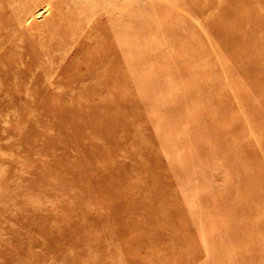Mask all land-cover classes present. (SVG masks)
Returning <instances> with one entry per match:
<instances>
[{
	"label": "rangeland",
	"instance_id": "374dc122",
	"mask_svg": "<svg viewBox=\"0 0 264 264\" xmlns=\"http://www.w3.org/2000/svg\"><path fill=\"white\" fill-rule=\"evenodd\" d=\"M49 2L48 14L38 21L35 30L38 40L28 48L30 51H23L19 61L17 59L18 65L13 58L21 76L14 81L16 77L6 75V82L0 87L3 98L0 100V264H149L144 249L137 254L131 243L143 234L149 233L152 237L157 232L161 242L147 247L165 256V263L209 264L202 250L194 259L189 254V247H204L195 229L175 223L177 230L183 229L184 235H188L183 240L179 236V247H176L163 238V234L172 233L162 220V225L152 220L147 223V230L141 228L139 222L151 215L147 199L151 206L154 192L147 195L135 192L139 186H146L145 181L134 180L136 173L125 182L132 184L128 187L131 191L117 196V191L110 192L103 181L106 170L82 150L81 146L91 140H78L75 135L80 133L84 122L79 114L70 113L81 107L75 101L79 96L87 102L84 106L92 108L100 124L104 118L99 115L97 107L101 105L97 104L105 103V95L114 92L117 96L121 93L124 98L129 97L128 89L110 85L105 90H100L101 86L80 89L72 80L86 70L88 57L102 53L99 43L91 47L95 36L99 42L108 39L106 46L115 50L116 56L110 61L114 63L112 73L116 74L107 75V83L119 82L122 73L127 71L138 72V79L142 81L156 75L167 78L169 74L166 82L161 80L155 86V102L166 105L175 97L183 103V108L173 116L164 112L168 107L152 108L147 113L141 111L145 120L147 116L154 120V123L147 120L144 126V135L149 133L151 142L135 144L134 149L140 148L141 153L127 148L125 155L126 148L120 153L106 149L100 156L107 159L108 166L113 160L115 166L127 169L135 162L127 159L128 152L135 151L139 154L137 166L143 171L139 176L147 170L157 173V177H161L171 161L182 163L181 169L185 167L183 160H187L188 167L192 161L191 168H184L177 189L184 202L183 215L190 218L194 206L207 208L214 203L216 206L232 203L235 194L239 202L250 201L253 198L248 195L249 190L264 195V183L262 190L260 186L249 185L246 193H242V189L233 193V185L237 179L235 171L239 172L241 179L238 180L243 184H248L244 173L250 167L255 166L264 174V0H167L148 2L142 5L143 9L132 0ZM176 3L178 11L172 8ZM151 7L154 14L166 11L168 16L151 20L148 13ZM114 22L119 28L110 25ZM181 22L183 30L176 26ZM171 38L176 39L174 47ZM11 61L0 57L3 66ZM109 106L110 103H106L104 108L120 111L116 106ZM51 116L68 133L67 139L52 137L48 140L53 131ZM183 120L188 124L180 123ZM175 122L180 126L174 125ZM163 123L168 126L161 128ZM149 124L153 130L146 128ZM103 138H108L106 142L112 141L109 135ZM159 138L168 141L165 144L169 146L165 147ZM32 142L36 147L29 150L26 146ZM44 142L48 144L45 153ZM66 142L75 159L74 167L84 175L81 182L85 188L78 186V180L70 183L69 191L61 196L63 203L56 207L41 193L34 208L29 194L36 191L26 185L27 177L40 176L36 177L38 189L48 185L49 179L56 181L60 173H48L45 164L47 161L56 163L61 169L67 164L68 167L73 165L69 155L65 158L60 154L62 158L51 159L53 153L62 152ZM114 179L109 175L110 182ZM112 196L114 200L116 197L115 203L130 206L128 216H122L119 205L117 210H112ZM216 206L211 205L213 209ZM219 210L216 209L215 215ZM154 215L153 212L151 216ZM262 215L252 240L242 243L240 254L235 253L236 258L241 259H234V264H264L259 260H264V213ZM227 217L230 221L238 218ZM216 218L211 217L210 221ZM166 221L171 223V218ZM131 227H135V231L130 230ZM141 229L143 232H137ZM224 260L219 264L229 263L228 258Z\"/></svg>",
	"mask_w": 264,
	"mask_h": 264
},
{
	"label": "bare ground",
	"instance_id": "6f19581e",
	"mask_svg": "<svg viewBox=\"0 0 264 264\" xmlns=\"http://www.w3.org/2000/svg\"><path fill=\"white\" fill-rule=\"evenodd\" d=\"M167 0H132V3L137 5L139 9L145 8V5L148 2H166ZM174 2L177 0H173ZM220 2V1H218ZM49 0H0V57L3 56L5 59H12L10 64H6L3 66L0 64V87L2 84L6 82V75L13 76L15 78L14 81H17L18 75L21 76V70H18L16 67L18 65L17 59L19 61L20 56L24 53L23 51L26 50V52L30 51L28 48L30 46H34L36 43V40H38V37L35 39V33L36 36L38 35V32H35L36 28L38 29V21L40 19L45 18L49 11L50 7ZM173 10H180L177 7V3L173 5ZM149 17L151 20H154L155 18H158L162 16V19H165L168 14L165 11L161 14H154L152 7L149 10ZM48 14V13H47ZM191 16L190 13L188 15ZM176 19H180V17L176 16ZM114 29L119 28L115 22L110 24ZM184 23H176L177 29L180 28V30H183L181 26H183ZM108 25H105L107 27ZM168 26V25H165ZM164 26V27H165ZM172 26V25H171ZM187 27V25H185ZM116 31V30H115ZM174 32V31H173ZM95 36V33H93ZM183 35V34H182ZM177 36V33L175 32V37ZM184 36V35H183ZM95 39V40H94ZM108 39L100 40L98 41L97 37H93L91 47L95 48V45L93 44L99 43L98 45H101L102 53L98 55L95 53L94 56L88 57L90 61H87L86 64V70L84 72H81V74L76 75L74 79L72 80V84H75L80 89H87V88H96L101 86L100 90L108 89V86H113L114 88L122 87L123 89L127 88L130 92L129 97L123 96V94L116 95V92L112 93L111 95L106 94L105 103H98V105H101V108L98 106V112L99 115L104 118L103 122L99 124V122L96 120V117L93 116L95 113L93 112L92 108L90 106H84L83 104H87V102L82 101L84 98L82 96H79L75 100L79 106L81 107L77 109L70 110V113L79 114V116L83 117L84 120L83 125L80 127V133L75 134L77 135L78 140H82L83 138L85 140L89 139L91 142H89L86 145H82V150L89 153V155L92 156V161L99 167H103V169L106 170L105 177H103V181L106 183L107 187L110 189V192H115L116 196L120 194H124L127 191H131L130 183L125 182L130 178L131 175L136 173V179L134 180H140V183L142 181L146 182L144 185L146 186H139L138 189L136 188V191H141L142 193H145L146 195L149 194L150 191L154 192V200L153 198H150L151 201H153L152 205L150 206L148 204L147 199V205L149 206V209L151 211V215L156 213V215L149 216L142 221L139 222V225L144 230H147L148 222H153L152 220L158 222L161 224V220L163 222V225H167L169 231H171V235L163 234V238L165 241L169 242L171 246H178L179 247V241H177L178 237L180 236L183 240L188 235H184L183 229L177 230L175 227V223L179 222L180 224H184L185 227H189L191 230H196L198 234H200L201 238L203 239L202 246L204 247H186L189 249V254L192 256V258L199 257L201 255V250L204 252V257L207 258V261L209 264H219L221 261L225 262L224 259L228 258V264H234V259L236 261H239L241 258H236L235 253L240 254L241 250H239V247H241L243 244H248L250 240H252V235L254 228L259 226L258 222L262 221L264 210L262 211V208L264 206V195L258 194L253 192H248V195H251L253 199L250 201L247 200H241L239 202L237 194L232 195L234 196L231 198L232 203L226 202L224 204H219L221 207L219 210V206H216L217 204L214 203L211 204L212 207L216 206L215 209L211 207V205L207 208H204V206H194L195 209H193V214H191V218L188 215H183L184 211V202L182 196L177 192V189L179 188V185L181 184L180 179L183 174V170L185 167H188L187 160H183V163L185 164V167L181 169L182 163H180L176 157H170L171 161L166 167L165 171L161 173V177H157V173H151L146 170L145 173H143L141 176H139V173H142L143 171H139L138 168V161L137 156H139L138 153H141L140 148L134 149L135 144H141L146 145L151 142V137L149 136V133L145 132L144 135V126L148 123H154L153 118L146 117L147 120L144 119L145 116L141 117L142 112L144 113L149 112L152 108L156 109H164L165 107H168L164 112H166L169 115H174L177 113L178 110L183 108V103H180L178 98H175L173 100H168L167 102H170L166 105H159L157 101L155 102V98L157 96V91L155 86L158 83H161V80L164 82L167 81L169 74H167V78H164V76L156 75L151 76L148 79H145L142 81L138 79V72L133 71H127V72H121L122 75L119 78V82H109L107 83V75L109 74H116L112 73L114 69V63L110 60L114 58L116 55L114 54V51L110 50V47L106 46V42ZM173 47L176 44V39L171 38ZM175 43V44H174ZM28 44V45H27ZM28 47H27V46ZM90 47V46H89ZM88 47V48H89ZM87 48V49H88ZM13 58H15L16 64H14ZM181 67V64L179 65ZM128 68H134V67H128ZM121 71V70H120ZM120 73V74H121ZM163 77V78H162ZM174 78V77H173ZM172 79V78H169ZM24 80V79H23ZM21 81V80H19ZM26 83L28 81L24 80ZM22 81L23 83H25ZM109 86V87H110ZM121 88V89H122ZM135 96L134 97H132ZM3 99V98H2ZM1 94H0V100ZM80 100V101H79ZM177 100V101H176ZM191 99H189L190 101ZM106 103H110V106L108 108H112L116 106L120 111L119 112H113V110H109L104 106ZM104 104V105H103ZM88 105V104H87ZM113 108V109H116ZM141 108V110H140ZM171 108V109H170ZM100 109V111H99ZM104 110V111H103ZM137 111V112H135ZM139 115V116H138ZM99 117V116H98ZM175 120V116L173 118ZM47 120H45L46 122ZM50 122H52V129L53 131L50 132V137H48V140L54 138H61L63 140L67 139V132L65 129H62V126L59 125V121L56 120V118L51 116ZM185 122V123H183ZM167 123V122H166ZM163 123L161 124L162 127H167L168 124ZM180 123L182 124H188V121L183 120ZM180 123L175 122L174 125L180 126ZM192 124V123H191ZM114 126V127H113ZM102 128L104 132L102 131ZM147 129L153 130V127L149 124L146 127ZM126 129V130H125ZM122 132H126L125 134H122ZM54 135V136H53ZM104 135H109L110 142H106L107 139H104ZM125 137V138H124ZM46 140V141H48ZM71 140V139H70ZM160 141L164 142V146L167 147L169 145L165 144L168 141H164V139H160ZM66 141V140H65ZM118 141V142H117ZM113 142V143H112ZM119 142L121 143V146L119 148ZM154 143V142H153ZM48 144L44 142V148L43 152L45 153V147ZM125 145V147L123 146ZM36 147L35 143H29L26 147L31 150L33 147ZM62 152L56 151L57 153H53V156L51 159L54 160L62 158L61 155H64V157H68L70 161L73 160V165L68 164L66 167L62 166V169L60 166H58L56 163L49 164V161L46 162L45 167L47 169L48 173H51L55 171V173H60L59 177L55 181V179H49V184H52L49 186L45 185L44 187L39 188L37 178L38 176L30 175L27 177L28 184L32 186L33 190L36 191L34 194H29L30 199L32 200V206L35 208L37 203V200L40 199L41 193L44 196V199L49 198L48 202L53 201V206H60L63 202L61 200V196L64 195V191L67 193L68 186H70V183H74L76 180H78V186L84 184L81 181H84V175L79 172L78 168L75 166V159L70 153V146L67 145V142L63 145ZM236 147V146H235ZM125 149V155H127V151L129 149H134L135 151L128 152L127 159H131L134 166L130 165L127 169H121L120 167L115 166L113 160H111L112 164L108 166V161L105 159V157H101L100 153L104 150H110L111 152L115 151L116 153H120V151H124ZM129 148V149H127ZM169 148V147H168ZM65 149V150H64ZM60 152V153H59ZM68 152V153H67ZM148 153V151H145ZM144 152V156H145ZM130 153V155H129ZM61 154V155H60ZM150 156V152H149ZM232 160V159H231ZM196 160L194 161V163ZM71 163V162H70ZM192 161H190V165L188 168H191ZM131 166L133 167L131 169ZM60 167V168H58ZM137 167V169H136ZM79 174H76L77 172ZM234 172V170H233ZM244 173V176L248 179V184L239 183L238 178L241 179L239 176V172L235 171L234 175L237 177V179L234 182V191L239 189V191L242 189V193H246V189L249 188V185H255L260 186L262 190V183H264V174L262 171V174L259 173L254 166V169L251 167L249 169H246ZM47 173V174H48ZM241 173V172H240ZM110 176H114L115 179L112 182L108 180ZM241 175V174H240ZM263 178V179H261ZM53 180V183H52ZM80 181V182H79ZM134 186V185H133ZM76 187V186H74ZM82 187V186H81ZM155 187V189H153ZM85 188V186H84ZM128 188V189H127ZM254 188V187H253ZM77 189H80L77 187ZM39 193V194H38ZM79 194V193H77ZM132 193H130L131 195ZM254 194H257L253 196ZM115 195V194H114ZM82 196V195H79ZM89 196V194L87 195ZM85 199H88L87 197L82 196ZM112 202V210H117L118 206L122 207L123 213L126 215L128 213V209H130V206H125L124 202L115 203L114 196ZM181 198V199H180ZM180 201V202H179ZM228 203V204H227ZM231 204V205H230ZM182 205L183 207L179 206ZM38 207V206H37ZM176 207V208H175ZM91 208V207H90ZM128 208V209H127ZM93 209H96L95 207ZM177 209L178 211H176ZM218 209V215H215V211ZM110 213H112L110 211ZM261 213V214H260ZM228 215H234L232 221L228 219ZM128 216V215H126ZM125 217V216H124ZM211 217H217L216 219L210 221ZM259 217V218H258ZM171 223L166 221L170 220ZM188 220H190L188 224ZM186 223V224H185ZM227 224V225H225ZM158 225V224H157ZM162 225V224H161ZM174 227V228H173ZM130 230L135 231V227H131ZM194 230V231H195ZM124 232H128L129 230H124ZM137 232H143L142 229ZM120 239L122 240V235L120 236ZM116 240V239H115ZM161 242L160 240V234L157 232L154 234V236L149 237V233L147 235H142L137 240L133 239L131 245L134 247L137 254H139V250L145 251L144 255L145 257L149 258V264H167L165 263L166 257L162 254L155 252L153 248L147 247V246H153L158 245V243ZM115 243V241L113 242ZM150 248V249H149ZM245 252L247 250H244ZM157 253V254H156ZM249 256V255H247ZM163 259V261L161 260ZM263 258V257H262ZM262 262L261 258L259 259ZM197 263L200 262V260H196ZM223 262V263H224ZM195 263V262H194ZM83 264H89L88 262ZM202 264V263H200Z\"/></svg>",
	"mask_w": 264,
	"mask_h": 264
}]
</instances>
